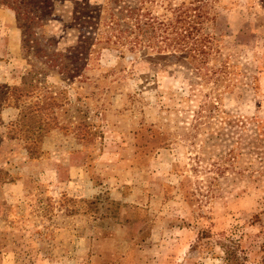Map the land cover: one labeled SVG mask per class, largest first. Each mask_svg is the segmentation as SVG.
I'll list each match as a JSON object with an SVG mask.
<instances>
[{"label": "rangeland", "instance_id": "374dc122", "mask_svg": "<svg viewBox=\"0 0 264 264\" xmlns=\"http://www.w3.org/2000/svg\"><path fill=\"white\" fill-rule=\"evenodd\" d=\"M207 2L222 53L202 69L101 42L69 77L0 0V83L58 97L31 153L0 109V264H264V0Z\"/></svg>", "mask_w": 264, "mask_h": 264}, {"label": "trees", "instance_id": "16d2710c", "mask_svg": "<svg viewBox=\"0 0 264 264\" xmlns=\"http://www.w3.org/2000/svg\"><path fill=\"white\" fill-rule=\"evenodd\" d=\"M64 2L8 0L22 28L24 51L33 52L49 68H56L69 77L82 71L94 45L101 42L120 52L124 48L132 53L168 52L169 57L193 61L199 70L222 53L219 39L206 27L213 18L207 0H106L95 6L83 0L71 11ZM55 22L60 24V31L48 35L46 28ZM71 28L78 29V43L62 46ZM224 68L226 65L221 63L220 70ZM39 87L38 82H30L25 77L20 85L0 83V109L4 105L19 109L20 130L27 132L24 138L29 141L30 153L38 149V141L53 126L43 108H51L58 99L49 93L44 100L38 97L34 103L29 101L33 90ZM228 257L231 259L230 252Z\"/></svg>", "mask_w": 264, "mask_h": 264}]
</instances>
